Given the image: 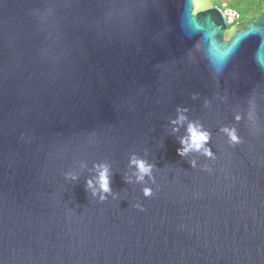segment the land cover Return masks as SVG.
Segmentation results:
<instances>
[{"label": "water", "instance_id": "obj_1", "mask_svg": "<svg viewBox=\"0 0 264 264\" xmlns=\"http://www.w3.org/2000/svg\"><path fill=\"white\" fill-rule=\"evenodd\" d=\"M193 1L0 0V264H264V14Z\"/></svg>", "mask_w": 264, "mask_h": 264}, {"label": "clouds", "instance_id": "obj_2", "mask_svg": "<svg viewBox=\"0 0 264 264\" xmlns=\"http://www.w3.org/2000/svg\"><path fill=\"white\" fill-rule=\"evenodd\" d=\"M203 34V33H202ZM206 39L208 40L209 47L211 49V53L214 51V46L219 43V40L217 38V34L215 33H208L203 34ZM225 57L228 54H223ZM185 119L184 116H180L179 120ZM224 131H228V129H224ZM188 137L181 138V144L184 145V147L178 149V152L181 155H184L187 153L190 149L200 150L203 148L204 153L206 155H212L211 150L207 147H204L205 143L209 139L210 134L202 130L198 126H194L192 123L188 126ZM232 136V139L235 140V136L232 135V133H229ZM131 164L136 165L137 168V179L143 180L145 175L151 174L152 165L149 164L147 161H145L142 158H137L135 156L132 157L130 160ZM94 167L97 169V176L95 178V181L93 179H88L87 186L89 188H93V195L96 194V189L94 188V183H98L99 190L101 191V199H105V196L103 193H109L111 192L110 188V176H109V166L106 163H98L95 164ZM145 192L147 194L148 190L145 189Z\"/></svg>", "mask_w": 264, "mask_h": 264}, {"label": "trees", "instance_id": "obj_3", "mask_svg": "<svg viewBox=\"0 0 264 264\" xmlns=\"http://www.w3.org/2000/svg\"><path fill=\"white\" fill-rule=\"evenodd\" d=\"M222 3L223 2L221 1L220 4L217 5L220 6ZM226 4L229 7L237 10L239 14V8L244 7L246 9L247 17L244 18L240 14V20L238 22V25L235 26L234 29H239L246 23L264 14V0H228ZM229 28H231V26H229Z\"/></svg>", "mask_w": 264, "mask_h": 264}, {"label": "rangeland", "instance_id": "obj_4", "mask_svg": "<svg viewBox=\"0 0 264 264\" xmlns=\"http://www.w3.org/2000/svg\"><path fill=\"white\" fill-rule=\"evenodd\" d=\"M228 2V0H194L193 1V12H196L198 10L201 9H205L207 7H210L213 4H220V2ZM240 9V14L242 17L246 18L247 14H246V9L244 7L239 8ZM234 30V28H229L226 32H225V36L230 35Z\"/></svg>", "mask_w": 264, "mask_h": 264}, {"label": "built area", "instance_id": "obj_5", "mask_svg": "<svg viewBox=\"0 0 264 264\" xmlns=\"http://www.w3.org/2000/svg\"><path fill=\"white\" fill-rule=\"evenodd\" d=\"M220 9L223 12V14L225 15L227 22H228L229 26H231V28H234L235 26L238 25V22L240 20V14L237 10L229 7L226 4V2H223L220 5Z\"/></svg>", "mask_w": 264, "mask_h": 264}]
</instances>
